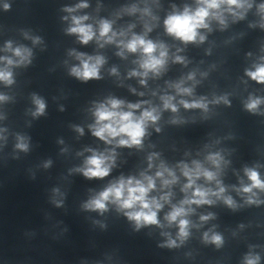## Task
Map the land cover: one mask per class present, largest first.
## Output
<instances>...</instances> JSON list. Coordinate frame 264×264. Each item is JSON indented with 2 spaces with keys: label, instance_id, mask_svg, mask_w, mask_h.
<instances>
[{
  "label": "clouds",
  "instance_id": "clouds-1",
  "mask_svg": "<svg viewBox=\"0 0 264 264\" xmlns=\"http://www.w3.org/2000/svg\"><path fill=\"white\" fill-rule=\"evenodd\" d=\"M197 7L193 10L189 7H185L182 12L173 13L167 16L164 21L166 31L169 35L188 43L204 40V36L199 34L200 29L209 28V20L215 19L220 22L221 25L225 23L223 18V11L232 12L233 15H239L242 18V13L238 14L233 12V9H242L251 7V4L246 5V0H196ZM4 7L7 9L8 5L5 4ZM77 7H87L86 4L78 5ZM69 12L74 11V9H66ZM223 10V11H222ZM261 13H264V4L259 6ZM135 11V8L132 9ZM147 13V10H145ZM88 17H72L73 26L68 29L70 34H77L82 43L87 44L93 39L95 33L91 25L84 24L83 22L87 20ZM147 31H151L147 28ZM111 33V35H109ZM123 35V33H121ZM100 38L106 39V42H113L116 36L115 32H112L111 23L108 21H101L99 28ZM121 45L126 48L129 52L136 53L140 51L142 53V60L140 61V68L143 69L142 72H132V76H144L146 77L149 72L158 75L161 69L165 66L166 58L168 55L167 48L163 44L154 43L152 40L145 39L141 35H133L132 38L124 43L120 42ZM9 49L11 45L7 46ZM158 53V54H157ZM14 55L19 57L16 63H27L31 52L28 49L16 48L14 50ZM6 59L8 65L14 63L13 60ZM77 59L80 60L81 66L73 67L71 69V74L80 78L82 80H88L92 78H99L100 66L104 63L102 57H84L83 54H77ZM176 61H182V58L177 56ZM115 69H113V72ZM247 75L251 79L257 81L258 83H264V64L258 65L254 71H248ZM188 79H192L190 75ZM0 81L7 84H11L12 73L7 69H0ZM144 83V80H141ZM180 84L174 85L176 91L182 94L190 95L192 90L190 88L181 87ZM5 99V97L0 96V100ZM163 100V106L165 109H171L175 112L176 106L172 103L174 97L164 96L161 97ZM36 104V112L34 115H42L45 110V104L41 99L34 98ZM227 102V101H225ZM180 103L185 108H202L207 109V104L203 101H194L188 103L181 100ZM262 101L260 99H251L246 104V108L249 111H255ZM123 101L118 99H110L107 104H100L95 112L96 123L92 126L93 135L106 143H112L113 139L119 138L117 140L118 146L132 147L141 146L142 140L146 135V128L149 122L155 123L159 119V114L156 108L145 109L140 115L134 113L135 109L141 107L140 104H128L129 110H121ZM78 131H82L78 129ZM17 147L21 150H27V145L21 140L17 144ZM152 157H149L151 161ZM208 160L217 168L220 166L221 157L219 154L210 155ZM115 163V154H104L96 153L87 158L85 161V166L81 169L83 175L89 179L91 178H104L109 175L112 166ZM194 167L189 168L184 165L182 168L183 175L188 178V183L184 186L183 191L187 192L188 189L194 188L191 198H186L181 201L179 206H173L172 210L166 215L165 219L171 223H177L179 232L178 237L181 241L186 239L189 235V220L185 217L189 212L192 211L190 207L186 208L185 205H202L211 204L213 200L210 199L211 196L220 198L225 192L224 187L220 186V181L217 180V173L204 169L200 163L193 162ZM151 163L149 167H151ZM161 171L156 172V177L162 178L164 173L167 172L171 179H163V185L166 187L175 182V175L164 168L161 165ZM246 175L250 180V184L244 186L241 191L244 193H251L255 195L253 189H260L264 191V181L260 179L259 173L252 169H245ZM203 177L207 181L215 180L218 186L217 191H212L210 188H203L200 186H195L196 179ZM154 178L151 176L144 175L142 179H135L129 177L127 179L121 177L117 182L110 184L103 191L99 192L94 198L90 199L84 207L88 210L99 211L101 214L107 211L109 203L115 204L118 210L123 211L124 215L130 221H134L136 228L139 229L145 225H160L158 220V211L162 208V204L156 198H149V193L155 188ZM161 200L168 201V195L161 197ZM224 202L231 206H234V202L231 197H224ZM249 203L254 202L249 198ZM59 206V205H58ZM210 216H202L201 220H207ZM205 239L208 240L207 233L205 234ZM211 242L219 246L222 243V238L220 235H212ZM168 247H175L176 241L169 239L167 241ZM258 257L248 258L246 264H257Z\"/></svg>",
  "mask_w": 264,
  "mask_h": 264
}]
</instances>
